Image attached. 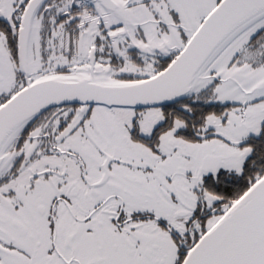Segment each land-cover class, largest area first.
Segmentation results:
<instances>
[{"label": "snow or ice", "instance_id": "snow-or-ice-1", "mask_svg": "<svg viewBox=\"0 0 264 264\" xmlns=\"http://www.w3.org/2000/svg\"><path fill=\"white\" fill-rule=\"evenodd\" d=\"M0 264H264V0H0Z\"/></svg>", "mask_w": 264, "mask_h": 264}]
</instances>
